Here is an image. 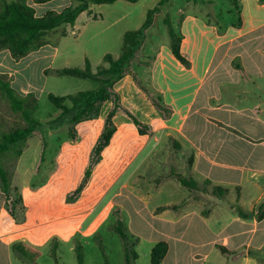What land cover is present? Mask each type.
<instances>
[{
    "label": "crops",
    "instance_id": "crops-1",
    "mask_svg": "<svg viewBox=\"0 0 264 264\" xmlns=\"http://www.w3.org/2000/svg\"><path fill=\"white\" fill-rule=\"evenodd\" d=\"M5 2L0 0V5ZM26 2L38 17L78 6L71 0ZM252 2L259 6V0ZM182 23L180 53L188 65L169 46L166 53L158 50L150 60L155 101L137 85L133 68L113 87L120 107L112 118L115 132L100 161L107 162V153L118 143L115 175L108 170L98 188L90 175L74 196L114 108L110 100L97 117L75 124V138L63 143L76 155L87 149V164L80 178L63 191L54 217H39L37 208L32 210L29 204L33 196L46 192L47 198L53 188L58 189L57 182L49 188L52 179L36 189L21 186L25 207L21 220L6 205L8 198L0 188V264H115L109 253H99L105 241L103 230L120 237L121 264H127L119 226L135 256L133 264H151L152 250L159 243L168 246L161 264H264V211L260 209L264 203V49L252 52L233 47L248 32L264 26V21L251 22L245 33L246 22L241 19L230 37L193 18ZM65 30L63 36L68 35ZM47 47L43 43L19 59L8 49L0 50V77L22 97L33 93L38 98L44 92L51 68L39 65L52 56ZM141 55L137 52L130 64L142 65ZM211 79L209 90L200 98ZM126 85L132 95L128 101L122 91ZM120 115L125 129L118 124ZM180 178L196 186L185 187ZM83 252H95L101 258H83Z\"/></svg>",
    "mask_w": 264,
    "mask_h": 264
},
{
    "label": "rangeland",
    "instance_id": "rangeland-1",
    "mask_svg": "<svg viewBox=\"0 0 264 264\" xmlns=\"http://www.w3.org/2000/svg\"><path fill=\"white\" fill-rule=\"evenodd\" d=\"M14 1L16 0H6V3ZM160 1L139 0L136 3H131L120 0L113 4L102 5L89 2L88 9L79 15L74 27L63 24L41 38V45L43 43L49 45L50 47L45 48V51L52 56H49L39 66L41 68L45 64L51 68V71L45 76V90L39 93V99L35 94L29 93L30 96H34V99H30L37 103V109L33 114L34 119L41 123V126L27 141L20 143L1 158L13 185L6 205L10 210H13L18 220H21L25 212V209H23L25 208L24 201H20V198L22 200L21 186L23 184L31 185L36 189L50 179L52 181L49 188L57 182L58 189L53 188L47 198L46 192H42L35 197L33 196L32 200L29 201L32 210L37 208L39 217H54L59 211V202L63 191L80 178L83 167L87 164L84 162L87 149L76 155L70 145L64 146L63 143L70 140L75 125L70 123L69 116L59 118L62 111L58 110L49 101L48 96L49 94L59 97L75 95L81 91L96 89L99 83L93 80L59 75L58 70L63 68L84 69L87 59L91 63L93 72H97L102 66L107 67L108 64L103 61L104 56L112 54L115 58H118L123 52L125 34L129 31L139 30L146 21L149 10L157 7ZM71 2L74 6L80 4L74 0H71ZM262 5L264 4L260 1L259 6L255 5L252 0H168L160 7V11L154 16L152 25L144 33V41L139 49L142 53L140 57L142 65L132 63L128 70L135 69V82L149 98L154 100L152 96H155L156 93L150 86L152 84L150 60L157 56V52L161 48L165 53V47L169 46L172 49L171 30L177 39H183L184 23L182 22L193 18L198 20L200 24L205 22L206 25L215 26L219 35L230 37L236 34L235 28L238 27V20L242 19L246 22L244 29L246 33L250 30L251 22L260 23L264 21V8H262ZM185 28L188 31V25ZM64 29L68 31L67 36L62 35ZM72 31H75L77 35H73ZM205 31L207 35H212L210 28H205ZM247 34V37L233 45L235 50L253 52L257 49H264V26L259 27L256 32H248ZM239 43L243 45H239ZM204 46L207 47V44L205 43ZM226 47L224 46L219 53L223 52ZM205 50H209V48ZM54 53H56V56L53 58ZM34 68L37 72V66ZM35 80H39L41 85L42 78L37 73L35 74ZM210 82H212V79L206 83L200 98L204 97L205 92L209 90ZM122 86L123 83L120 87L122 88ZM122 91L127 101L132 98L127 85L123 87ZM157 95L163 99L162 95L159 93ZM67 104L71 105L69 101H67ZM210 115L214 116L216 114L211 112ZM123 118L120 115L117 120L119 126L125 129L126 123ZM26 125L21 113L12 110L9 101L2 96L0 91V133L23 128ZM50 132H53L52 135ZM128 139L130 145H133L134 138L130 135ZM118 145V143L115 144L112 152L107 153V162L101 163V156L91 155L85 173L91 170L90 175L93 178L94 188H98L107 179L106 172L108 170L113 175L116 174V164L118 163L116 149ZM63 147L66 149L65 152ZM61 152H63V155L59 156ZM70 159H73L72 163L69 162ZM19 162H21L20 167H18ZM89 178H85L84 175L80 185L84 187ZM102 234L105 236V241L99 253L106 251L110 255V260L115 264H121L120 237L115 233H108L106 230H103ZM83 253V258H94V260L101 258L95 252L93 254H90V252Z\"/></svg>",
    "mask_w": 264,
    "mask_h": 264
},
{
    "label": "trees",
    "instance_id": "trees-1",
    "mask_svg": "<svg viewBox=\"0 0 264 264\" xmlns=\"http://www.w3.org/2000/svg\"><path fill=\"white\" fill-rule=\"evenodd\" d=\"M51 0H37L39 3H46ZM80 4L77 7L67 8L62 12L50 11L42 17L36 16V11L33 7L27 4L26 0H16L12 3H3L0 5V50L8 49L14 58L19 59L30 52L37 50L41 46V38L44 37L49 31H53L61 25L74 26L79 15L88 9V3L93 2L97 5L113 4L120 0H74ZM131 3H136L139 0H125ZM168 0H161L157 7L149 10L147 19L139 30L129 31L124 36V48L122 54L115 58L112 54L104 56V63L108 64L107 67L102 66L97 72H93L91 63L87 59L84 69L77 68H63L58 70L59 75H67L79 79L93 80L99 83L96 89L89 91H81L75 95L67 97L54 96L49 94V101L58 109L61 110L60 119L64 116H69L70 123L73 125L88 118H95L99 115L101 106L110 100H114L115 107L109 113L104 131L98 141L97 146L94 148L93 154L95 157L101 156L102 150L109 145L110 140L115 132V126L112 118L119 109L118 95L113 91L114 85L120 81L126 74L131 61L136 57L137 52L141 48L144 41L145 31L152 25L156 13L160 11ZM264 4V0H259ZM241 19L238 20L237 26H240ZM173 38L172 51L174 56L183 64L188 65L186 59L180 53V39H177L170 31ZM64 34L67 35L68 31L65 30ZM0 91L2 96L9 101L11 108L14 112L21 113L26 122L23 128L15 129L9 132L0 133V188L6 194L7 198L11 191V180L8 171L2 163V156L7 154L11 149L18 146L20 143L27 141L41 123L34 119V111L37 109V103L32 98L34 96L27 95L22 97L16 92L10 84L0 77ZM31 98V99H30ZM161 99V98H159ZM36 101V99H35ZM67 101L71 105L67 104ZM155 101V99H154ZM129 114V113H128ZM129 116L133 119L137 126L141 124L131 114ZM73 133V132H72ZM71 138H75L72 134ZM91 170L86 172L85 178L90 177ZM180 182L185 187L196 186L195 182L180 178ZM83 185L76 190L74 196L80 194ZM20 201L21 198H20ZM25 209V208H23ZM260 209L264 211V203ZM12 213V212H11ZM14 215V214H13ZM117 231L125 241L126 245V262L132 263V256L134 254L126 244V235L122 231L121 226L117 227ZM168 250L165 243L157 244L152 250L151 264H161Z\"/></svg>",
    "mask_w": 264,
    "mask_h": 264
}]
</instances>
